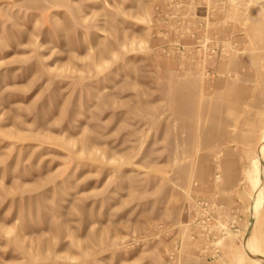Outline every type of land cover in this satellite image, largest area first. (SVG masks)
<instances>
[{
  "label": "rangeland",
  "instance_id": "rangeland-1",
  "mask_svg": "<svg viewBox=\"0 0 264 264\" xmlns=\"http://www.w3.org/2000/svg\"><path fill=\"white\" fill-rule=\"evenodd\" d=\"M263 135L264 0H0V264H264Z\"/></svg>",
  "mask_w": 264,
  "mask_h": 264
},
{
  "label": "bare ground",
  "instance_id": "bare-ground-1",
  "mask_svg": "<svg viewBox=\"0 0 264 264\" xmlns=\"http://www.w3.org/2000/svg\"><path fill=\"white\" fill-rule=\"evenodd\" d=\"M262 143H263V145H264V135H263V138H262ZM262 156H264V155H261V156H259V157H257L256 159H254L253 160V163H254V169H256V166H258V165H260L261 164V162H263V158H261ZM250 174V173H249ZM255 192V191H254ZM256 193V192H255ZM257 196H258V198H257V202H256V211H257V214L258 213H260L262 210H260L262 207H263V202H262V200H260V196H259V194L257 193ZM259 207V208H258ZM261 207V208H260ZM259 209V210H258ZM263 213V212H262ZM255 225V224H254ZM259 256V255H258ZM262 261H263V259H262Z\"/></svg>",
  "mask_w": 264,
  "mask_h": 264
}]
</instances>
